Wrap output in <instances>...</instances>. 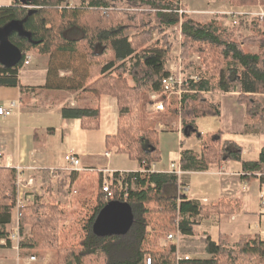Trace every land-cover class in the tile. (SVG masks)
Wrapping results in <instances>:
<instances>
[{
    "label": "trees",
    "instance_id": "1",
    "mask_svg": "<svg viewBox=\"0 0 264 264\" xmlns=\"http://www.w3.org/2000/svg\"><path fill=\"white\" fill-rule=\"evenodd\" d=\"M62 1L32 0L22 6L14 0L12 6L0 7V30L12 23L21 24L22 28L8 37L21 52L19 63L13 68L0 65V87H19L20 110L30 109L34 90L18 85V72L26 56L32 51L49 55L44 88L81 90L93 98H112L118 117L115 133L106 136V148H114L149 172L153 164L160 162L161 154L159 131L149 126L146 110L151 105L149 94L159 92L162 78L169 75L165 63L176 40L171 30L176 28L181 37L179 60L186 63L191 54H196L205 69L199 81H188L179 108L164 100V111L180 120L182 136L197 135L201 140L199 158L182 151L180 168L200 171L208 165L240 161L242 149L238 145L222 142L218 132L201 139L195 121L207 116L221 117L220 105L209 99L208 92L236 93L247 127L264 126V103L260 100L264 101V27L261 30L258 17L249 22L240 20L243 16L236 17L237 27L246 26L249 30V35L239 39L222 26L224 15H215L214 20L201 24L187 13L178 14L180 0H80L79 8L62 7ZM214 1H226L233 7L264 8V0ZM61 70L71 75L59 78ZM63 116L80 120L85 130L99 126L98 111L91 108L63 109ZM242 167L247 172L264 169V147L256 162H242ZM137 177V188L129 192L125 201L133 215L127 232L105 237L94 234L95 219L108 201L100 174L96 178L81 174L85 185L77 189L84 199H78L76 204L83 210L77 216L72 213L75 218L70 225H64L70 214L57 206L34 202L19 210L20 235L26 226L30 227V236L21 239L19 249L55 251L56 264H144L146 257L151 264H178L175 244L162 246L161 240L177 231L194 235L197 224L192 218L205 216L206 209L187 201L182 194L178 197L180 184L173 175L149 172ZM74 179L75 175L65 176L59 186L63 189L66 181L72 183ZM14 182V170L0 168V247L11 246L5 228L12 221L16 203ZM112 191L110 201L123 202L117 186ZM203 242L213 263L199 264H264V242L259 238L243 239L235 245Z\"/></svg>",
    "mask_w": 264,
    "mask_h": 264
},
{
    "label": "crops",
    "instance_id": "2",
    "mask_svg": "<svg viewBox=\"0 0 264 264\" xmlns=\"http://www.w3.org/2000/svg\"><path fill=\"white\" fill-rule=\"evenodd\" d=\"M13 4L14 0H0V7H10ZM219 8L224 11L222 13L226 17L221 20V23L223 25L228 23L230 27L234 20L232 15L245 14L246 17L240 20L247 22L249 20L248 13L259 11V9L251 7H233L228 2H207L204 8L193 6L186 10L192 20L206 24L214 20L215 15H219L216 11ZM233 33L240 38L249 34V30L246 26H239L236 30H233ZM30 60L27 66L22 67L17 76L19 86L34 89L31 92L30 109L20 110L18 115L10 118L1 117L4 121L0 124V153L4 156H11L14 164L23 167L32 165L33 161L38 166L58 167L60 165L57 164V152L53 145L56 130L50 124V121H45L47 123L42 125L39 121L36 123L34 121L35 117L41 118L42 115H53L54 120L64 124L78 119L64 118L63 109L81 110L91 108L98 111V121L101 124L103 114L108 120L111 119L112 121L118 117L117 107L115 101L107 96L93 98L81 90L73 92L44 88L47 81L50 57L36 52L32 59L33 64ZM167 71L169 70L167 69ZM61 72L63 70L59 72V78L64 77ZM67 74L71 75V72ZM68 94H71L70 97L73 98L69 100V104H63L66 100L65 96ZM207 94L214 95L211 101L220 105V119L224 121V129L212 133H220L222 142L232 141L242 149V153L240 161L228 160L221 164L208 165L200 171L183 170V175L178 179L180 187L184 189L182 195L186 197L187 201L197 203L206 209L205 216L201 214L192 218V221L197 224L194 228V235L178 234L171 241L176 246L177 255L190 258V261L185 264L212 261V255L206 252V245L203 242L205 240L216 243L227 242L229 245H235L240 240L252 238H259L264 242V210L262 209V203L264 202V169L257 172H247L242 167V162H256L259 151L264 147V126H261L260 131L253 128L255 125H250L252 128L247 127L244 109L236 103V93L213 94L208 92ZM19 99V87H0V107H3L2 103H8L9 105L10 102H19ZM66 101L68 102V98ZM22 118H25V122L21 121ZM7 119H15V124ZM22 123H29V127H22ZM166 124H168L167 121L162 124L158 123V126H166ZM31 126H34V128H31ZM63 148L65 151L67 150L65 146ZM63 148L61 150L62 154ZM159 150L161 160L159 163L152 165L154 173L165 172L169 169L170 164L180 163L182 151H190L199 158L201 140L193 138V135L184 138L178 121V127L174 129V132H159ZM105 152H109L111 155V151ZM104 153L88 157L85 153H82V156L89 158L83 166L98 169L108 166L107 162L100 161V159H105ZM138 169L139 165L136 169L127 171ZM13 226L14 222L12 220L6 226V232L14 228ZM20 236L22 239L23 236ZM167 243L169 242L164 241L161 242V245L165 246ZM12 245L10 247H0V264H23L17 260L18 256L22 257L20 255L22 253V258L34 256L29 251L22 249L17 252L12 248ZM35 263H38L37 257L36 261L31 264Z\"/></svg>",
    "mask_w": 264,
    "mask_h": 264
},
{
    "label": "rangeland",
    "instance_id": "3",
    "mask_svg": "<svg viewBox=\"0 0 264 264\" xmlns=\"http://www.w3.org/2000/svg\"><path fill=\"white\" fill-rule=\"evenodd\" d=\"M207 2L208 3L209 2L221 3L220 1H214V0L213 1H210V0H180V4L182 6L181 9L185 10L186 12H187L186 9H190L193 6H198L200 8H204V6H206ZM80 5H81L80 0H63L61 2L62 7H70V8L71 7H78L79 8ZM253 8L258 9L259 7H253ZM260 8H262V7H260ZM262 9L264 11V8H262ZM216 11H218L219 15H224L222 13L224 11L221 10L220 8H219V10H216ZM187 14H188V12H187ZM252 17H255V16L248 17L249 20L247 22H249ZM222 26L231 30L232 33H233V30L237 29V24L233 25L231 23V27H230V25H228V23H225V25L222 24ZM263 27H264V24H260L261 30H263ZM7 30H10L9 27H6V28L0 30V37H2V35ZM171 31L174 33V36H176V40L173 42L170 54L168 55V57L166 59V68L169 70V72L171 74H175L178 76L180 75L183 79H187L193 75L203 76L205 73V69L200 64V59H199L198 55L191 54L190 58L188 59V61L186 63H183L179 60L181 37L179 36L176 28L172 29ZM128 34L131 35L132 33L129 32ZM247 35H249V34H246L245 36H247ZM155 36H156V38H159V36L154 35V37ZM235 37L238 38L237 36H235ZM250 50L255 51V49H250ZM35 54H36L35 51H32L29 53L30 59H31L30 62L32 64H33L32 59L34 58ZM54 59H56V58H52V60H54ZM67 73H69V71H67V70L66 71L64 70L63 72H61V74L63 76H65ZM152 94L153 93L149 94V100H151L150 98H151ZM154 94L159 95V92L154 93ZM70 95L68 94L65 96L66 100L68 98V102L65 100L63 102V104H69V100H71V98H73V97H70ZM181 96H180V98H181ZM207 96L209 97L210 100H213V98H214V95H211V94L210 95L207 94ZM158 98L166 101L165 97H162L160 95ZM180 98H178L177 96H171L167 100L166 103H170L171 106H177L179 108L180 107V101H179ZM260 100L262 103H264L263 99H260ZM2 105H3V108L8 107V103H2ZM146 111H147L146 113H148L149 120H150L149 126L152 127L153 129H156L157 131L162 133L164 131L174 132V129H176L178 127V121L180 122V120L176 116L170 114L169 112H167V111L155 112V111H153L151 106H148ZM7 120L9 122H11L12 124H15V119H7ZM116 120H117V118L113 119V121L111 119L108 120V118L106 116H104V114H103L102 119H101V124H99L97 129L85 130L82 127L81 122L78 120L77 121L76 120L70 121L69 123L67 122L64 124H60V122H57V120H54L53 115H50V116L42 115L41 118L35 117L34 121L36 123H37V121H39V122H41L40 125H42V124H45V123L50 121V124L56 130L55 135L53 137V145H54L56 152H57L56 161H57V164H59L60 166H58V167L45 166V167H47V168H62L65 166V162L63 160V155H64L65 149L63 148V146H65L67 148V150H72L73 152H75L79 156H81L82 164H84V162L86 160H89V158H87L88 156H95V155L97 156L99 153H104L105 151H108V149L106 148V144H105L106 136L112 135L115 132ZM3 121L4 120L0 117V124ZM21 121L25 122V118H22ZM45 121H47V122H45ZM165 121L168 122V124H166V126H163V125L158 126V123L162 124V123H165ZM195 124L197 127V132L202 137L201 139H205V137L207 136L208 133H212L213 131H218V130L224 129L223 128L224 127L223 119L221 120L220 118L213 117V116L198 118V119H196ZM26 126L29 127V123H22V127H26ZM261 126L262 125L255 124V127H253V128H255V129L257 128V131H260V129L262 128ZM31 128H34V126H31ZM250 128H252V127H250ZM250 128H248V129H250ZM214 133H216V132H214ZM193 138L198 139L197 135H193ZM198 140H200V139H198ZM62 148H63V154L61 153ZM110 151H111L110 159H107V158H105L103 160L100 159V161H102L104 163L107 162L108 168L110 170H112V171H125V170H132V169L137 168L138 164L136 161L129 160L128 156H126L124 154L116 153L114 148L111 149ZM82 153H85V155L87 157L82 156ZM8 157L11 160H13V158L11 156H8ZM175 162H176V158H175ZM13 165H15V164H13ZM104 168H105V166H104ZM96 169H98V168H96ZM96 169L92 168L93 171H90L88 168L87 171L62 172L61 174H59V176L57 175L55 178L50 177V175L48 173L42 172V171L38 172V173H29L28 175L33 177V179H34V181H33L34 192H32L33 196H34V202H38L42 206H57L63 212L70 214L68 216L67 221L64 224L65 226L70 225L74 221L73 218H75L74 215H72V213L75 214V216H77V215H79V211L83 210L81 208L79 209V207L76 204V201L78 199H80V198L84 199V195L82 196V194L79 193V190L77 189V188L82 187V185H85L84 181H83L84 178L83 179L80 178V175L85 174L86 177H92L93 176V178H96V175H99L98 172L96 171ZM69 175H75V179L72 183H70L69 181H66V186H65V188L62 189L59 186V183L61 180H63V177L69 176ZM24 178H28V177L24 176ZM15 179H16V174H15ZM77 180L79 182L76 184L75 181H77ZM62 192H64V193H62ZM66 192H68L69 194H67ZM8 197H9V195H8ZM13 197L15 199L17 197L16 196V189L14 190ZM87 204H88V206H91L89 202ZM29 206H31V205H29ZM88 206H87V208H88ZM15 220L16 219L14 218V220H13L14 226L16 224ZM172 234H175V232H173ZM22 236H23V238H29L30 227L26 226L24 228ZM164 241H166V237H164V239L161 240V242H164ZM29 253L34 255L35 257H37L38 263H35V264H56L57 256H56L55 251L45 249V250L30 251ZM22 254H20V255L23 257ZM211 262L213 263V259ZM13 264H15V263H13Z\"/></svg>",
    "mask_w": 264,
    "mask_h": 264
},
{
    "label": "built area",
    "instance_id": "4",
    "mask_svg": "<svg viewBox=\"0 0 264 264\" xmlns=\"http://www.w3.org/2000/svg\"><path fill=\"white\" fill-rule=\"evenodd\" d=\"M259 11L256 13H248L247 17L255 16L258 17L260 20V24H263L264 19V11L262 8H258ZM184 13H187L183 9L178 10V14L182 15ZM234 20L232 22L233 25H236V17L237 16H243L246 17L245 14H238V15H232ZM30 56L27 55L25 58V61L23 63V66H27L29 64ZM199 81L200 75H193L190 76L187 79H183L180 75H175L169 73L166 77L162 78L160 82V91L159 95L162 97H165L166 100H168L171 96H177L180 98V96L185 92V87L188 85V81ZM158 94H152L151 96V108L155 112H163L165 108V102L164 100L159 99ZM20 112V103L19 102H10L8 107L3 108L0 107V117L3 118H9L18 115ZM103 156L107 159H109L110 154L109 152H105ZM63 160L65 162V166L62 168H47L43 166H38L35 164V162H32V165L28 167H23L19 164H14L13 160H11L8 156H4L2 153H0V168L5 169H12L14 170L16 174L15 179V189H16V203L14 206V209L12 211V220L14 218L16 219L15 226L9 231L8 234V240L11 242L12 248L15 249L17 252L19 251V243L21 241V236L19 233L18 228V219L20 216L19 210L21 208L27 207L29 205L34 204V196L33 193V177L29 176V173H38V172H46L50 175V177L55 178L57 175L61 174L62 172H80V171H87L88 168L90 171H93L91 167H85L82 164L81 156H79L77 153L73 152L72 150H66L63 156ZM96 169V168H95ZM153 166H151V169L149 172H153ZM98 174L101 175V188L102 191L105 193V200L110 201L113 199V191L112 187L117 186V189L119 190L120 196L122 198V201L125 202L128 198V194L130 191H133L137 188V176L144 175L149 173L146 170H143L139 168L136 171H112L106 166L105 168H99L96 169ZM160 173V172H159ZM165 174L173 175L177 179H180V177L183 175V171L180 168L179 163L175 164L172 163L169 166V169L165 172H162ZM24 176H27L28 178H24ZM183 188H179L178 190V197L182 194ZM44 200V199H43ZM180 200H178L179 202ZM262 209L264 210V202L262 203ZM179 232L175 234H169L166 237L167 242H171L176 238V235H178ZM1 244L5 245V241L2 240ZM17 260L23 264H31L36 261L35 256H28L25 258L19 257ZM190 261V258L188 256H179L177 255V262L178 264H181L182 262ZM144 264H151L150 258L146 257Z\"/></svg>",
    "mask_w": 264,
    "mask_h": 264
},
{
    "label": "water",
    "instance_id": "5",
    "mask_svg": "<svg viewBox=\"0 0 264 264\" xmlns=\"http://www.w3.org/2000/svg\"><path fill=\"white\" fill-rule=\"evenodd\" d=\"M31 1L16 0L22 6L28 5ZM6 27H9L10 30H7L0 37V65L5 68H13L19 63L21 52L10 43L8 37L13 31H21L22 28L21 24L16 23H12ZM132 221L133 215L129 204L126 202L109 201L98 213L93 225V232L98 237L123 234L130 228Z\"/></svg>",
    "mask_w": 264,
    "mask_h": 264
}]
</instances>
